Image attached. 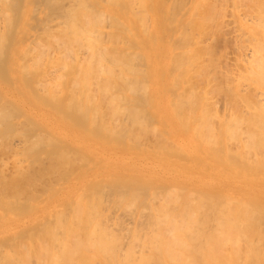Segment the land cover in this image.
<instances>
[{"label": "bare ground", "instance_id": "6f19581e", "mask_svg": "<svg viewBox=\"0 0 264 264\" xmlns=\"http://www.w3.org/2000/svg\"><path fill=\"white\" fill-rule=\"evenodd\" d=\"M0 264H264V0H0Z\"/></svg>", "mask_w": 264, "mask_h": 264}, {"label": "rangeland", "instance_id": "374dc122", "mask_svg": "<svg viewBox=\"0 0 264 264\" xmlns=\"http://www.w3.org/2000/svg\"><path fill=\"white\" fill-rule=\"evenodd\" d=\"M0 155H2V154H0Z\"/></svg>", "mask_w": 264, "mask_h": 264}]
</instances>
